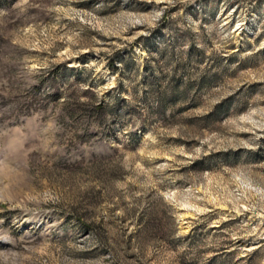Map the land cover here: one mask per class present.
Wrapping results in <instances>:
<instances>
[{"label":"rangeland","instance_id":"rangeland-1","mask_svg":"<svg viewBox=\"0 0 264 264\" xmlns=\"http://www.w3.org/2000/svg\"><path fill=\"white\" fill-rule=\"evenodd\" d=\"M0 264H264V0H0Z\"/></svg>","mask_w":264,"mask_h":264}]
</instances>
